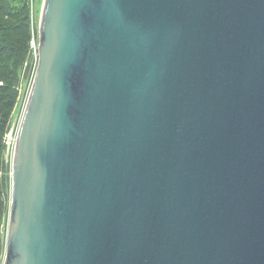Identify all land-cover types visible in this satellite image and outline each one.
I'll list each match as a JSON object with an SVG mask.
<instances>
[{"label":"water","instance_id":"95a60500","mask_svg":"<svg viewBox=\"0 0 264 264\" xmlns=\"http://www.w3.org/2000/svg\"><path fill=\"white\" fill-rule=\"evenodd\" d=\"M2 264H264V0H43Z\"/></svg>","mask_w":264,"mask_h":264},{"label":"trees","instance_id":"16d2710c","mask_svg":"<svg viewBox=\"0 0 264 264\" xmlns=\"http://www.w3.org/2000/svg\"><path fill=\"white\" fill-rule=\"evenodd\" d=\"M21 6L17 7V3ZM26 0H0V230L6 225L8 209L5 191L11 179L3 172L5 145L3 137L10 127L19 87V67L31 59L29 50V10ZM5 240L0 236V264L4 256Z\"/></svg>","mask_w":264,"mask_h":264},{"label":"rangeland","instance_id":"374dc122","mask_svg":"<svg viewBox=\"0 0 264 264\" xmlns=\"http://www.w3.org/2000/svg\"><path fill=\"white\" fill-rule=\"evenodd\" d=\"M42 1L43 0H26V3H28V10H29V31H30V38H29V50L31 51V59L27 64L22 65L19 67V96H17V103L16 107L14 108V115L12 119V127L8 131V143L10 148L6 150L3 154L5 163H3L2 166H5V170L3 172V175L9 177L10 176V169H11V155H12V143L14 136L16 135V130L18 128V124L20 121V118L22 116V112L24 109V105L26 102V98L28 96V92L30 90L32 80L34 77V73L36 70L37 62H38V57L36 56V51H37V43H38V24H39V17H40V9L42 6ZM21 6V2L17 3V7ZM34 54V55H33ZM37 58V59H36ZM1 85V83H0ZM2 169V168H1ZM0 169V171H1ZM10 178V177H9ZM10 187L8 186L6 189L5 193V201H6V207L7 209L9 208V203H10ZM7 217L5 219V227L4 224L1 226L0 230V236L3 237L5 240L6 237V226H7ZM3 262V261H2Z\"/></svg>","mask_w":264,"mask_h":264}]
</instances>
